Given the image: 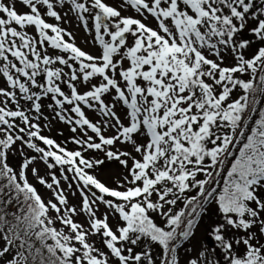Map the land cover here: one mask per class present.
Listing matches in <instances>:
<instances>
[{
    "label": "snow or ice",
    "instance_id": "1",
    "mask_svg": "<svg viewBox=\"0 0 264 264\" xmlns=\"http://www.w3.org/2000/svg\"><path fill=\"white\" fill-rule=\"evenodd\" d=\"M19 3L27 11L0 0V264H181V251L183 264H221L206 246L194 256L184 247L208 206L222 221L209 233L212 253L219 249L223 264H264V0H123L121 8L139 19L104 0ZM69 12L86 31L93 22L100 55L77 47L60 27ZM149 17L155 27L143 22ZM44 99L54 118L82 131L73 139L81 150L41 135ZM117 104L127 109V124ZM85 108L116 135L105 137ZM118 142L139 158L114 149ZM24 147L38 156L14 168L9 156H23ZM88 150L127 169L125 183L109 188L91 175L104 161L86 159ZM37 159L50 181L31 167ZM57 166L59 178L51 171ZM30 168L52 192L47 202L29 181ZM66 173L79 206L69 205L61 187L63 179L72 188ZM109 214L118 215L115 229ZM82 215L86 224L75 219Z\"/></svg>",
    "mask_w": 264,
    "mask_h": 264
},
{
    "label": "rangeland",
    "instance_id": "2",
    "mask_svg": "<svg viewBox=\"0 0 264 264\" xmlns=\"http://www.w3.org/2000/svg\"><path fill=\"white\" fill-rule=\"evenodd\" d=\"M104 2L108 4L109 6H112L113 8L120 10L122 16H134L135 18H138V19L140 18L130 8L128 9L121 8V4L123 3V0H104ZM16 7H17L18 12L27 11V9L24 8L19 3V0H17ZM57 10L61 11V13L63 14L64 11L68 10V6L65 5L64 9L58 8ZM65 21L60 22V27H62L63 29H66L67 32L72 34V37H74V41L72 42H74V44L77 47H79L86 53L91 54L93 56L100 55L101 49L99 47V44L94 41L95 30L93 27V22L91 20H89V25H88L89 30L88 31H86L83 25L78 21L75 14L71 12H69L67 17H65ZM48 22L56 23V21H54L51 18L48 19ZM143 22H145L151 27L156 26L155 21L151 17H149L147 20ZM28 31L30 33L34 32V30L31 28L28 29ZM243 36L244 38H248L247 32H245ZM64 39L68 40V37L65 36ZM106 39L108 38L106 37ZM129 43H131V38L129 39ZM258 44L259 42L257 41V42H254V44L251 46L250 50L247 53L249 56L252 54L253 51H255ZM49 51L55 52V50H51V49ZM56 54H61V53L56 52ZM224 63L225 65H228V66L233 64V57L231 53L224 54ZM65 71H68V69L65 68ZM93 83H96V80H93ZM2 86L3 84L0 83V87ZM86 87L87 86L85 85H79L80 92L81 93L84 92L86 90ZM64 90L66 92L69 91L66 88V86H64ZM240 94L241 93L239 91L234 92L233 98H237ZM105 99L110 100V97H105ZM41 103L43 105V108H42L43 117H41V119L38 121L41 127V135L53 139L57 144H59L61 147L66 148L68 151L81 150L80 146L73 142V139L81 138L83 136L82 131L79 128H77V131L73 132L71 131V128L73 127V125L63 123L58 118H54V115H55L54 111L50 110L47 107V105L51 103L50 99H44L41 101ZM126 111L127 109L124 108L120 104H117L115 107V112L117 113V115L120 117L121 121L124 124L128 123L127 118L125 116ZM85 112H86L87 118L90 121L97 123L98 126L102 128V134L105 137H111V136L116 135V130L114 128H111V127L105 128L103 126L101 121H103L105 118L102 117L100 113L93 111V110H89L87 108H85ZM44 117H46L47 119H44ZM87 131H88L89 136H93V137L95 136V134L92 133L90 130H87ZM136 139L138 143H143L146 137L137 136ZM96 142H99L98 138H96ZM36 143L40 147H46L39 141H36ZM17 147L18 148L20 147L19 142L17 144ZM114 149H119L120 151L132 152L133 155H136L137 158H139L138 154H136L133 151L132 146L130 144H121L118 142L114 146ZM23 153L24 155L22 156L21 153L17 151L15 154L9 156V163L11 164V166H13L14 168H18L25 156L26 157L38 156V154L34 153L30 149H27L26 147L23 148ZM83 155L86 159H89L92 161H95L96 159H100L104 161V163L94 167L93 169L88 170L91 175L95 176V178L99 180L100 182H102L104 185H106L109 188H118L119 185H122L125 183L124 177L128 175V171L122 165H120L118 161L108 160L106 159L103 152H99L95 150L84 151ZM129 166H131V160H129ZM31 167L37 168L39 171V175L45 176L50 181V178L47 177L46 175L49 172V170L47 169L46 165L43 163L42 160L37 159L36 161H34ZM51 171H54L58 178L60 177L59 166H57V168L55 169H52ZM66 175H68L69 177V182L72 183V188L69 189L68 182H65L63 179H61V187L65 190V194L68 197L69 205L79 206L81 203L80 192L77 189L75 182L72 181V174L66 173ZM28 178H29V181L36 186V188L38 189L40 195L45 200V202H47L49 199L52 198V192L37 182L36 178L31 173V168L28 171ZM119 190L123 191L124 188L120 187ZM93 191H96V190L93 189ZM193 194L194 193H189L188 195H193ZM179 207H182V204L178 203L177 208ZM106 211H107L106 207L103 204H100L98 206L97 215L102 217ZM75 219H77L80 223L86 224V217L83 215L76 217ZM159 222L160 221L157 219V223ZM109 223L113 227V229H115L118 223H120L118 215L109 214ZM219 223H222L219 214L213 210V206H208V211L199 220L198 226L195 229V235L190 238V241L184 244L185 248L191 247L194 250L191 253V255L193 256L196 255L197 252L201 251L206 246L207 251L209 252V258L220 259L221 264H223L222 253L220 252V250L217 249L215 253H212V249L215 247L216 242L209 235L212 228ZM256 230H257L256 228H253V231H256ZM233 232L234 230L228 231L225 234L226 236L230 237L233 235ZM209 237L212 240V246L206 243V238H209ZM92 240L95 241L96 247L103 248V244L99 236L92 237ZM137 251H139V249H137ZM155 254L156 253L154 252V255ZM186 259H187V256L184 254L183 251H181V264H183V261ZM157 264H159L158 261H157Z\"/></svg>",
    "mask_w": 264,
    "mask_h": 264
},
{
    "label": "water",
    "instance_id": "3",
    "mask_svg": "<svg viewBox=\"0 0 264 264\" xmlns=\"http://www.w3.org/2000/svg\"><path fill=\"white\" fill-rule=\"evenodd\" d=\"M206 243H207L208 245L212 246V240H211L210 237H209V238H206Z\"/></svg>",
    "mask_w": 264,
    "mask_h": 264
}]
</instances>
